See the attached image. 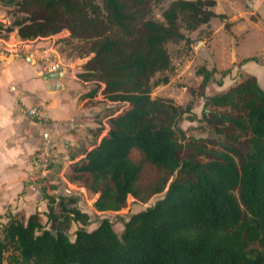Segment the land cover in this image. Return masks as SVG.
I'll use <instances>...</instances> for the list:
<instances>
[{
    "label": "trees",
    "instance_id": "16d2710c",
    "mask_svg": "<svg viewBox=\"0 0 264 264\" xmlns=\"http://www.w3.org/2000/svg\"><path fill=\"white\" fill-rule=\"evenodd\" d=\"M151 1L0 0L13 18L5 31L19 39L66 30L65 42L82 43L88 59L77 77L92 85L86 97L99 93L114 106L97 121L94 137L105 134L69 167L66 181L96 195L97 212H118L129 196L144 204L164 194L121 220L120 236L102 219L71 240V224L88 226V215L76 197L41 187L44 222L39 212L0 222V264H264V91L247 76L204 97L215 70L201 66L203 117L224 142L218 149L178 131L188 107L151 91L168 84L167 44L188 42L182 29L208 24L214 1L172 0L162 21L152 17Z\"/></svg>",
    "mask_w": 264,
    "mask_h": 264
},
{
    "label": "crops",
    "instance_id": "0c3cea01",
    "mask_svg": "<svg viewBox=\"0 0 264 264\" xmlns=\"http://www.w3.org/2000/svg\"><path fill=\"white\" fill-rule=\"evenodd\" d=\"M0 23L10 25L8 17L1 11ZM259 33L264 35V30ZM68 37V31L63 30L53 36L33 39L32 48L23 54V59L11 56L0 67L1 223L7 214L19 213L25 218L34 212L44 214L47 202L43 199L41 187L45 188L47 195L68 197L67 189H77L65 179L69 167L105 134L103 131L94 137L98 119L92 120L90 108L85 107L94 99L86 97L92 85L77 77L88 57L66 54L67 45L77 42H65ZM18 40L16 30L9 33L8 44ZM237 53L235 43V60ZM49 55L62 60L66 69L61 72L46 70L43 60ZM249 56L241 70L247 74L244 71L247 64L258 66L260 77L247 75L255 77L264 91V59ZM32 107L41 110L43 120L35 121L25 114V109ZM44 147L50 148L54 165L35 181L29 182L28 177L35 171L33 155ZM38 179L41 180L36 182Z\"/></svg>",
    "mask_w": 264,
    "mask_h": 264
},
{
    "label": "rangeland",
    "instance_id": "374dc122",
    "mask_svg": "<svg viewBox=\"0 0 264 264\" xmlns=\"http://www.w3.org/2000/svg\"><path fill=\"white\" fill-rule=\"evenodd\" d=\"M171 1L163 0L155 3L152 0L150 3L152 17L157 21H162L161 13ZM212 1H214V5L209 10L215 16L209 20L208 24L201 25L193 32L182 29V33L188 42L180 41L176 44H167L166 48L171 57V70L168 73L169 81L166 85L152 89L151 97L170 99L176 105L183 108L188 107L189 111L178 122L177 130L184 135L210 141L211 146L213 145L219 149L220 146L218 144L224 142V140L222 136L213 132L203 117L204 98L199 96L198 89L201 77L196 74V70L201 66L206 67L208 70H215L211 81L204 90V97L226 91L246 78L247 74L260 77V69L254 63H249L244 67V71L247 74L241 70V66L249 55V57L256 56L264 59V38H262L264 35L259 33L260 30H264V0ZM0 11L8 17L11 23L13 18L9 13L10 8H4ZM220 16H223V18ZM231 39L235 41L238 48L237 58L234 62L230 60ZM66 51V54H74L76 56H82L85 52L84 45L78 42H75L72 46L67 45ZM23 54V52H17L16 55L13 53L12 57L19 56V58L23 59ZM9 57L11 56H5L2 64ZM225 71H227L226 75H224ZM88 89L90 91L92 88ZM85 107L90 108L91 117L94 121L114 110L113 104L103 102L99 93L92 101L87 102ZM53 165L51 163L50 168ZM40 180L38 179L36 182ZM69 189H67L68 196L77 198L78 209L86 213L90 221V224L86 227H82L79 224H71L68 231V236L71 240H73V233L77 229L83 228L91 231L98 226L102 219L111 220L114 232L120 236L123 228L121 220H126L130 215L145 210L155 201L163 198L164 195L163 193L155 195L144 204L134 201L129 196L124 208L120 211L97 212L93 207V203L97 198L96 195L90 197L85 190L78 186L77 189L71 191ZM42 220L43 222L45 221L44 216ZM2 222H4V219Z\"/></svg>",
    "mask_w": 264,
    "mask_h": 264
},
{
    "label": "built area",
    "instance_id": "2783aa9c",
    "mask_svg": "<svg viewBox=\"0 0 264 264\" xmlns=\"http://www.w3.org/2000/svg\"><path fill=\"white\" fill-rule=\"evenodd\" d=\"M6 26L0 23V67L5 56H12L17 54V52L27 53L28 50L32 48L31 40H21L19 39L16 42H12L10 44L7 43V37H9L10 32L5 31ZM44 59L45 61V68L46 70L52 72H61L66 69L64 62L60 59H53L50 58ZM44 64V63H43ZM25 114L33 118L35 121L43 120V115L41 110L38 108L32 107L25 109ZM104 127L106 128L107 125L103 123ZM33 161L35 166V171L28 177L29 182L35 181L39 176L43 175L49 168L51 163V150L49 147H44L33 155Z\"/></svg>",
    "mask_w": 264,
    "mask_h": 264
},
{
    "label": "water",
    "instance_id": "95a60500",
    "mask_svg": "<svg viewBox=\"0 0 264 264\" xmlns=\"http://www.w3.org/2000/svg\"><path fill=\"white\" fill-rule=\"evenodd\" d=\"M230 59L231 62L235 61V41L233 39L230 42Z\"/></svg>",
    "mask_w": 264,
    "mask_h": 264
}]
</instances>
